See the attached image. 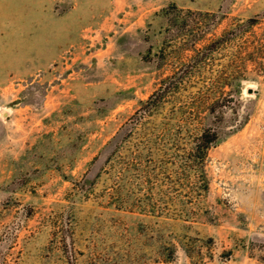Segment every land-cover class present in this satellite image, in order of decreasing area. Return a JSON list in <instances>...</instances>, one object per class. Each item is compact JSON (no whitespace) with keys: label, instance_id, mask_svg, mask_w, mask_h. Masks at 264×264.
<instances>
[{"label":"rangeland","instance_id":"rangeland-1","mask_svg":"<svg viewBox=\"0 0 264 264\" xmlns=\"http://www.w3.org/2000/svg\"><path fill=\"white\" fill-rule=\"evenodd\" d=\"M0 264H264V0H0Z\"/></svg>","mask_w":264,"mask_h":264},{"label":"trees","instance_id":"trees-1","mask_svg":"<svg viewBox=\"0 0 264 264\" xmlns=\"http://www.w3.org/2000/svg\"><path fill=\"white\" fill-rule=\"evenodd\" d=\"M248 23L250 24V21H248ZM217 137L218 136L215 131L212 132L209 129H206L196 139L195 153L198 155L201 161H204L206 159L207 152L214 145Z\"/></svg>","mask_w":264,"mask_h":264}]
</instances>
